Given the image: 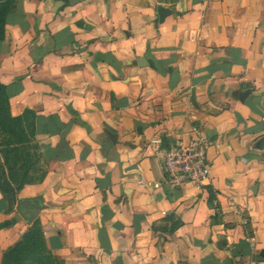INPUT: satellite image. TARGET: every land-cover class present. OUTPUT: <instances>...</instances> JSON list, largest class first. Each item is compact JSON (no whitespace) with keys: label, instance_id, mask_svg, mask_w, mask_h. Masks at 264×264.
<instances>
[{"label":"crops","instance_id":"1","mask_svg":"<svg viewBox=\"0 0 264 264\" xmlns=\"http://www.w3.org/2000/svg\"><path fill=\"white\" fill-rule=\"evenodd\" d=\"M0 80L47 163L0 192V264L35 221L62 264H264V0H16ZM194 126L200 190L164 167Z\"/></svg>","mask_w":264,"mask_h":264},{"label":"trees","instance_id":"2","mask_svg":"<svg viewBox=\"0 0 264 264\" xmlns=\"http://www.w3.org/2000/svg\"><path fill=\"white\" fill-rule=\"evenodd\" d=\"M16 0H0V40L5 36L7 16L15 8ZM36 138L35 114L27 107L21 113L13 110L7 85L0 80V191L10 209L17 202L18 192L27 184L42 180L47 172L46 161L40 151V143L34 146L36 161H29L25 152L28 143ZM43 161L45 168L41 178L31 173L32 165ZM2 264H62L49 249L43 227L35 221L27 227L22 237L3 254Z\"/></svg>","mask_w":264,"mask_h":264},{"label":"built area","instance_id":"3","mask_svg":"<svg viewBox=\"0 0 264 264\" xmlns=\"http://www.w3.org/2000/svg\"><path fill=\"white\" fill-rule=\"evenodd\" d=\"M192 132L189 141L181 142L165 151L164 167L171 184L193 185L200 190L211 180V167L208 161L211 142L202 135L198 126H194ZM141 185L144 186L145 183L141 182ZM155 186L158 187L159 184Z\"/></svg>","mask_w":264,"mask_h":264},{"label":"water","instance_id":"4","mask_svg":"<svg viewBox=\"0 0 264 264\" xmlns=\"http://www.w3.org/2000/svg\"><path fill=\"white\" fill-rule=\"evenodd\" d=\"M41 207L42 203L39 200L32 199H21L17 204V209L28 223H32L35 220Z\"/></svg>","mask_w":264,"mask_h":264},{"label":"rangeland","instance_id":"5","mask_svg":"<svg viewBox=\"0 0 264 264\" xmlns=\"http://www.w3.org/2000/svg\"><path fill=\"white\" fill-rule=\"evenodd\" d=\"M37 141H38L37 138L34 139L32 138V140L28 143V148L25 152L26 153L27 151L29 152V156H28L29 161H33V162L36 161L35 152L37 151V148H35L34 146L37 144ZM34 165L35 164L32 165V170H31L32 175L34 177L41 178L43 176L44 169H46L43 161L41 160L40 162H36V166Z\"/></svg>","mask_w":264,"mask_h":264}]
</instances>
